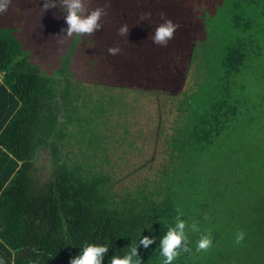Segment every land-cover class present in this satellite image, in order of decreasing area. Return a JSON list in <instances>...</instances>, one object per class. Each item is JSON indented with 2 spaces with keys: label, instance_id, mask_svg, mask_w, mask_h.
Masks as SVG:
<instances>
[{
  "label": "trees",
  "instance_id": "obj_1",
  "mask_svg": "<svg viewBox=\"0 0 264 264\" xmlns=\"http://www.w3.org/2000/svg\"><path fill=\"white\" fill-rule=\"evenodd\" d=\"M105 4L86 0L88 11ZM145 12L151 18L140 21ZM161 12L179 24L167 46L152 41ZM101 24L92 35L70 37L53 74L33 62L15 28L0 26V259L69 264L94 243L109 246L102 264H110L137 244L141 264H163L160 237L179 208L192 251L172 264H264V0H110ZM125 24L127 37L118 34ZM87 42L123 84L99 77L90 81L104 88L87 92L85 81L74 78L73 55ZM113 46L119 55L108 53ZM201 57L208 60L197 69ZM140 96L154 103L170 98L166 114L175 105L171 122L156 124L155 139L170 128L161 129L167 161L153 176L143 174L136 192L117 194L109 190L115 180L109 146L124 142L136 154L155 127L137 130L146 142L130 141L135 120L120 125L110 107L136 106ZM113 122L124 135L115 131L119 140L109 142ZM73 145L79 151L70 153ZM100 161L111 169L97 170ZM241 230L245 239L236 245ZM207 232L213 246L197 252ZM143 236L155 242L139 246Z\"/></svg>",
  "mask_w": 264,
  "mask_h": 264
},
{
  "label": "rangeland",
  "instance_id": "obj_2",
  "mask_svg": "<svg viewBox=\"0 0 264 264\" xmlns=\"http://www.w3.org/2000/svg\"><path fill=\"white\" fill-rule=\"evenodd\" d=\"M16 3L12 5L11 11H8V16L4 19L3 15L0 14V25L7 24L12 26L13 28H16V34L20 41L22 42V45L25 49L29 52V56L32 57L33 62L39 63V65L43 66L48 72L53 74L54 72H57L58 67L61 65L62 56L61 59L57 58L58 53H62L63 49L70 44V37H65L64 35H58L60 34L61 29L64 27V29L67 28V24L65 22V15L63 11L58 10L59 5L57 8H52L44 12L42 8L43 0H15ZM38 2V4L36 2ZM18 2V3H17ZM27 5V8H26ZM17 7V8H15ZM19 7H21V12L19 10ZM216 8V7H215ZM217 9V8H216ZM212 8L209 9L211 12ZM6 19H9L11 21H7ZM63 26V27H62ZM55 29L57 31H55ZM53 32V33H52ZM57 36H60L57 38ZM88 46L85 49L84 52L80 50H76V52L73 55L72 59V70L74 72V78H77L78 80L85 81L84 84H86L87 92L89 90H99L101 88H104L103 85H97L96 83L91 82L90 80L101 78L103 82H106L109 85H116V84H123L122 79H119V76L117 73H112L114 71H111V68L108 67L105 62L101 61L100 53L97 52V50L94 48V46L89 44L87 42ZM49 62H48V60ZM57 59V60H56ZM94 60V63L93 61ZM198 60V59H197ZM208 59L205 57H201L200 61L198 62L197 69L201 64L206 65V62ZM195 68V67H194ZM202 71V70H201ZM104 74H107L102 76ZM49 74V73H48ZM193 75V73H192ZM195 75V72H194ZM199 72L196 70V77H199ZM187 79V83H189L190 80ZM104 77V78H103ZM194 77V76H193ZM194 79V78H193ZM192 79V80H193ZM90 81V83H88ZM184 85V84H183ZM187 85L185 84L184 87ZM181 86V88H184ZM127 88V87H126ZM185 89V88H184ZM103 90V89H102ZM120 91V90H119ZM137 95V94H136ZM117 100L119 99V95L116 92ZM180 96H177L176 98H179ZM140 102L137 103V105L133 106V102L127 103H119L117 101L115 105L111 106L110 109L112 110L111 113L113 114V118L117 119L120 125H124L125 119L129 120H135L134 123L130 124L128 128V139L130 141H144L146 142V138H140L137 137V130L144 129L146 130L148 127L150 128L152 125H154L155 129L153 128V136L150 134V129H147L145 131L146 137L150 140L146 144H144L143 149L140 152H137L136 154H132L134 152V148L132 145L129 147H125L124 142L121 145H116L113 148L111 145L109 146V151L113 152V175L115 180L113 181V185L109 187V190H113L117 194H121L124 192L133 193L136 192V188L139 184V179L141 176L145 173H147L149 176H153L155 173H157V168L161 167L165 161H167V158L163 156L165 154L164 152V143L162 142L163 135L165 134V131L168 132L170 128L163 127L160 128L159 136L157 139L155 134L156 129H159V126L157 127L156 124H158L159 121L164 120L163 124L167 125L171 122V120L175 117V105L173 109H169V114H166L165 104L167 101H169L170 98H162L160 101H157L154 103V98L149 97L145 98L144 96L139 97ZM160 102V104H159ZM106 105V103H105ZM160 107L161 115L158 114L156 107ZM109 108H107L106 113L107 116L110 118ZM128 110L129 114L123 112V113H117L121 112L122 110ZM141 109L142 111L145 110V114L142 116H136L134 117L133 111ZM117 114L119 116H117ZM158 115V117H157ZM148 116V118H147ZM125 118V119H124ZM259 118V117H258ZM62 119V118H61ZM112 122V121H110ZM109 122V124H110ZM84 122L81 124V126H84ZM111 125V124H110ZM124 127H120L119 125L114 127L113 126L110 129L112 131L111 135H107L105 140H109L111 137H115V139L118 141L119 137L117 136V132L119 131L120 135H124L122 132H124ZM161 129H164L165 131L161 133ZM152 132V131H151ZM144 137V136H143ZM112 138V139H113ZM111 139V141H112ZM105 140L104 142V149L108 146L109 142L106 144ZM151 141L153 144H151ZM113 144V143H112ZM135 144V143H134ZM139 144V143H138ZM115 145V144H113ZM70 149V148H69ZM77 149L79 151V146H72L70 153H74V151ZM103 150H98L99 153H102ZM69 153V154H70ZM121 154V155H120ZM120 155V156H119ZM45 159V158H44ZM99 161V160H98ZM97 161V162H98ZM144 163V164H143ZM97 170H110V166L103 165L102 161H100L98 164H94ZM120 171V172H118ZM113 178V179H114Z\"/></svg>",
  "mask_w": 264,
  "mask_h": 264
},
{
  "label": "clouds",
  "instance_id": "obj_3",
  "mask_svg": "<svg viewBox=\"0 0 264 264\" xmlns=\"http://www.w3.org/2000/svg\"><path fill=\"white\" fill-rule=\"evenodd\" d=\"M11 0H0V14L7 11ZM58 5H62L66 9L65 22L67 24L66 29H61L60 34L65 37H72L74 34L79 35H92L95 31L102 27V17L107 15V7L110 6V0H106L105 7H99L94 10L88 11L86 6V0H43L42 8L45 11L57 8ZM151 12L142 13L139 17L140 21H145L151 18ZM163 23L159 24L152 36V41L159 46H167L168 42L174 37L175 32L179 28V24L174 23L171 19H168L164 12L160 13ZM129 32L128 26L121 25L118 29L120 36L127 37ZM119 46H113L108 48L110 55H119L121 53ZM183 215L182 211L177 208V216L175 217L174 226H170L167 232L160 237V255L164 258L163 264H172L174 260L179 258L181 252L191 253L189 248L188 236L186 234V228L188 227L185 220L181 219ZM207 219V217H205ZM191 230L198 232L199 229L196 223L191 224ZM245 232L243 230L238 231L235 235V244L240 245L245 239ZM155 242V238L149 236H143L139 239V246L148 248ZM213 246V235L211 232L203 233L196 245L197 252H207ZM39 256L37 249L32 250ZM109 251V246L104 244L86 243L81 252L75 257L71 258L69 264H102L104 257ZM135 258V259H134ZM110 264H141V259L138 255V245L133 244L130 247V251L123 256L114 254L110 258ZM0 264H5L3 259H0ZM36 264V262H32Z\"/></svg>",
  "mask_w": 264,
  "mask_h": 264
},
{
  "label": "crops",
  "instance_id": "obj_4",
  "mask_svg": "<svg viewBox=\"0 0 264 264\" xmlns=\"http://www.w3.org/2000/svg\"><path fill=\"white\" fill-rule=\"evenodd\" d=\"M15 3H16L15 0H11V3L9 4L7 11L4 12L3 14H1V15H3V18H4V19L8 16V11H9V10L11 11V9H12V5L15 4ZM17 3H18V2H17ZM15 8H17V7H15ZM26 8H27V5H26ZM19 10H20V12L22 11V10H21V7H19ZM6 20H7L8 22L11 21V20H9V19H6ZM3 25H7V24H2V25H0V26H3ZM8 27H12V28H13V25H12V26L8 25ZM15 30H16V28H15Z\"/></svg>",
  "mask_w": 264,
  "mask_h": 264
}]
</instances>
